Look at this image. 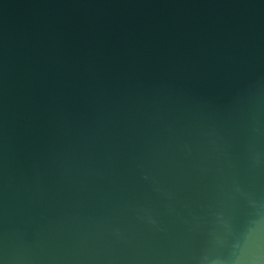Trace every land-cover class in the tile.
Returning <instances> with one entry per match:
<instances>
[{"label":"water","instance_id":"1","mask_svg":"<svg viewBox=\"0 0 264 264\" xmlns=\"http://www.w3.org/2000/svg\"><path fill=\"white\" fill-rule=\"evenodd\" d=\"M0 264H264V0H0Z\"/></svg>","mask_w":264,"mask_h":264}]
</instances>
